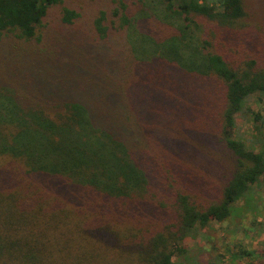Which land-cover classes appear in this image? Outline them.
<instances>
[{
    "label": "trees",
    "instance_id": "obj_1",
    "mask_svg": "<svg viewBox=\"0 0 264 264\" xmlns=\"http://www.w3.org/2000/svg\"><path fill=\"white\" fill-rule=\"evenodd\" d=\"M64 2L0 0V264H175L264 181L263 0Z\"/></svg>",
    "mask_w": 264,
    "mask_h": 264
},
{
    "label": "rangeland",
    "instance_id": "obj_2",
    "mask_svg": "<svg viewBox=\"0 0 264 264\" xmlns=\"http://www.w3.org/2000/svg\"><path fill=\"white\" fill-rule=\"evenodd\" d=\"M67 1L63 5L73 6L81 11L82 20H85L86 24H88L90 9L86 8V6L91 3V0ZM94 1L105 4V0ZM61 6L57 7V11ZM255 9L261 11L260 17H252L246 21L256 25V28L250 27V31L255 38H258L259 36H264V0L261 4H257ZM56 17L57 14L51 11V18L55 19ZM83 38L88 41L86 36ZM258 45V43H254V46ZM260 55L264 58V53H260ZM248 106L254 112H261L264 119V100L258 101L253 97L249 100ZM232 133L247 139L253 135L262 138L264 137V122H254L251 116L243 117L239 115L236 118V126ZM165 137L166 135L163 134V151L165 155H169V147L164 140ZM254 147L256 150L257 145ZM207 153L211 160L207 159L205 162L209 165V171L215 175L214 182L222 185L225 182L224 175L231 168V164L221 159L219 154L214 153L211 149L207 150ZM200 156H202L201 153L198 154V157L203 160ZM190 166L192 173L195 171L198 174L207 165H202L198 160L197 162H190ZM207 178L210 181L208 174ZM249 200L248 203H246L245 198L237 201L235 206L241 208L238 214H232L231 217L222 222L209 221L204 227L197 226V229L181 241L180 248L184 255L181 256L182 254L175 253L172 261L175 264H247V259L236 260L232 255L239 254L242 250L264 255V181H261L260 185L254 189ZM253 264H264V260H253Z\"/></svg>",
    "mask_w": 264,
    "mask_h": 264
}]
</instances>
